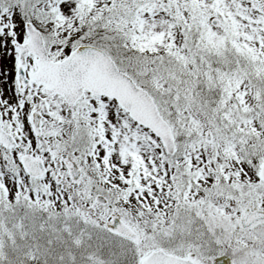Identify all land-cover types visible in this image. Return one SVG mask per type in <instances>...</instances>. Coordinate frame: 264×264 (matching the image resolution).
<instances>
[{"label": "snow or ice", "instance_id": "obj_1", "mask_svg": "<svg viewBox=\"0 0 264 264\" xmlns=\"http://www.w3.org/2000/svg\"><path fill=\"white\" fill-rule=\"evenodd\" d=\"M0 264H264V0H0Z\"/></svg>", "mask_w": 264, "mask_h": 264}]
</instances>
